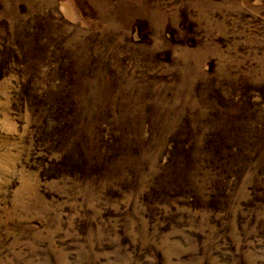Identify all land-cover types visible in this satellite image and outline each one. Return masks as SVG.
Returning <instances> with one entry per match:
<instances>
[{
    "label": "rangeland",
    "instance_id": "rangeland-1",
    "mask_svg": "<svg viewBox=\"0 0 264 264\" xmlns=\"http://www.w3.org/2000/svg\"><path fill=\"white\" fill-rule=\"evenodd\" d=\"M0 264H264V0H0Z\"/></svg>",
    "mask_w": 264,
    "mask_h": 264
}]
</instances>
